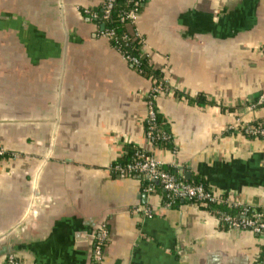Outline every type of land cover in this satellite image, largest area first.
I'll return each instance as SVG.
<instances>
[{
    "label": "crops",
    "instance_id": "crops-1",
    "mask_svg": "<svg viewBox=\"0 0 264 264\" xmlns=\"http://www.w3.org/2000/svg\"><path fill=\"white\" fill-rule=\"evenodd\" d=\"M101 3L0 0V264H91L100 226L101 264H264V231L166 207L113 167L134 147L185 183L264 207V143L237 132L264 121V0L143 2L129 34L165 87L166 147L144 135L150 80L85 14Z\"/></svg>",
    "mask_w": 264,
    "mask_h": 264
},
{
    "label": "built area",
    "instance_id": "built-area-1",
    "mask_svg": "<svg viewBox=\"0 0 264 264\" xmlns=\"http://www.w3.org/2000/svg\"><path fill=\"white\" fill-rule=\"evenodd\" d=\"M128 5H132V9L125 15L124 20L128 21L129 26H133L134 21L136 20L139 11L138 7L142 6L145 0H122ZM116 0H104L101 7V21H107L112 9L114 8ZM85 14L89 16L90 19H98L99 16L93 10H86ZM101 36L104 37L110 44L111 48L116 51L121 58L129 63L132 66L139 65V58L132 57L127 53H123L120 47L119 41L124 46L130 44V40L137 39L139 37L137 34H123L119 37L115 35L113 31H102ZM114 41V42H113ZM111 42L116 44L115 46L111 45ZM118 43V44H117ZM165 87L162 82L157 83L151 89L147 105L146 113V130L144 131L145 139L148 143H151L156 132V125L154 123L156 116L155 101L157 97L164 92ZM264 103V94H262L258 100V104ZM243 136L253 137L254 139H260L264 143V128L255 127L252 128L249 125L242 126ZM165 135L162 136V140H166ZM4 150L0 147V158L3 157ZM163 164L161 161L153 154H148L143 151H137L134 155V159L125 166H117L116 169L121 175H130L135 174L143 178L147 183L145 191L147 193H152L154 190L152 188L153 184H158L161 189L166 193V199L168 202L165 203L166 207H170L173 201L182 200V201H201L206 205L207 203H216L221 201V196L214 194L213 192H206L201 186L193 185L190 183H185L175 177L172 174H169L163 169ZM224 204H227L230 209H233L238 212L237 216L230 215H220L223 223L231 229H240V230H251L254 233H260L264 231V212L257 211L256 208L260 207H250L234 202L229 201L228 198H225L222 201ZM142 212V215L145 217H150L154 213L150 208L145 209ZM107 232L104 226L98 227L97 235L94 239L93 245V257L91 264H101L102 263V251L104 245L107 241ZM2 264H19L13 256H8L7 259Z\"/></svg>",
    "mask_w": 264,
    "mask_h": 264
},
{
    "label": "trees",
    "instance_id": "trees-1",
    "mask_svg": "<svg viewBox=\"0 0 264 264\" xmlns=\"http://www.w3.org/2000/svg\"><path fill=\"white\" fill-rule=\"evenodd\" d=\"M103 2H104V0H102V3L98 9L93 10L94 12H96V14L99 16V18L98 19H91V21L93 23H95L99 27V29L101 28V26H103V29H102L103 31L104 30L105 31H113L117 37H119L123 34L128 35L130 26L128 24V21L124 20V18H125V15L131 11L132 5H128L122 0H116L114 8L112 9L108 20L107 21H101L100 16L102 14L101 7L103 5ZM140 10H141V6L138 7L139 12H140ZM117 41L119 42L123 53H127V54L131 55L132 57L139 58V65L137 67L136 66H132V67L140 76L150 80L152 87L155 86L157 84V81L161 78V75H160V72L158 70H154L152 68V66L149 64V61L147 60V57L143 52V48H142V45L140 43V40H137V39L133 40L132 39V40H130V44L127 46H124V44L122 45L121 42L119 41V39H117ZM113 42H111V45L115 46L116 44H114ZM147 100H148V97H147ZM193 104L198 105V106H203L207 103L204 99L198 98V99L193 101ZM155 109H156V107H155ZM156 111H157V109H156ZM154 123L156 125V132H155V136H154L151 144L154 145L155 147H163V146L166 147L169 144V142L167 139L162 140V136L163 135L167 136L168 134L166 132H168V131L165 128V125L162 123V121L159 117L158 111L156 113ZM249 126L252 128H255V127L264 128V121L254 122L252 124H249ZM146 128H147V126L145 123V130H146ZM237 132H239V134L243 135L242 127L238 128ZM245 137H247V136H245ZM247 138L251 139L253 137H247ZM126 150H127L126 153L122 157H120L118 160H116L113 167L127 165L128 163H130L134 159L135 153L137 151H140L134 147H129ZM148 154H150V153H148ZM166 172H168L169 174H172L171 171H166ZM143 183L145 184V186L147 185V183L145 181ZM189 183L193 184V185L201 186L206 192H211V190L207 187L205 182L201 179H194ZM152 188L154 191H156V190L161 191L163 204L168 202L166 199V193L161 189V187L158 184H153ZM224 199H225V197L221 196V201L216 202V203H207L206 205H203L205 203L201 202V201L189 200L188 202H191L193 204H197L198 206H203L207 209H213L216 212L220 213V215L237 216L238 215L237 211L230 209L227 204H224L222 202ZM178 201L179 200L173 201L171 206ZM256 209H257V211H261V209H262V211L264 212V207L263 208H256ZM225 225L227 226V224H225Z\"/></svg>",
    "mask_w": 264,
    "mask_h": 264
},
{
    "label": "water",
    "instance_id": "water-1",
    "mask_svg": "<svg viewBox=\"0 0 264 264\" xmlns=\"http://www.w3.org/2000/svg\"><path fill=\"white\" fill-rule=\"evenodd\" d=\"M101 28L103 29V26H101Z\"/></svg>",
    "mask_w": 264,
    "mask_h": 264
},
{
    "label": "rangeland",
    "instance_id": "rangeland-1",
    "mask_svg": "<svg viewBox=\"0 0 264 264\" xmlns=\"http://www.w3.org/2000/svg\"><path fill=\"white\" fill-rule=\"evenodd\" d=\"M153 88V87H152Z\"/></svg>",
    "mask_w": 264,
    "mask_h": 264
}]
</instances>
